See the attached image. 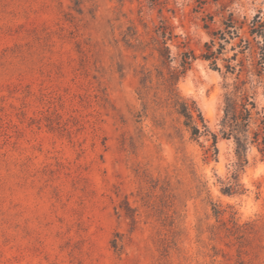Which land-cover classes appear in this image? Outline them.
Masks as SVG:
<instances>
[{
    "label": "rangeland",
    "instance_id": "374dc122",
    "mask_svg": "<svg viewBox=\"0 0 264 264\" xmlns=\"http://www.w3.org/2000/svg\"><path fill=\"white\" fill-rule=\"evenodd\" d=\"M257 11L264 0H0V264H264V154L250 146L246 191L222 194L232 139L205 160L155 59L124 36L149 40L162 19L174 57L199 54L205 23ZM232 80L198 58L177 86L217 132ZM253 84L264 107V74Z\"/></svg>",
    "mask_w": 264,
    "mask_h": 264
},
{
    "label": "trees",
    "instance_id": "16d2710c",
    "mask_svg": "<svg viewBox=\"0 0 264 264\" xmlns=\"http://www.w3.org/2000/svg\"><path fill=\"white\" fill-rule=\"evenodd\" d=\"M205 28L208 38L203 42L201 52L195 54L192 50H185L177 57L172 55L169 47V42L177 35L165 20L161 19L153 26L149 40L140 38L134 26H129V32L124 36H128L127 48L140 53L148 50V55L155 59L156 77L159 79L156 88L160 86L166 101L182 119L191 138L205 137V160L216 158L219 137L232 139L234 168L230 177L220 180L219 190L228 196H240L246 191L239 174L247 163V149L255 146L264 154V107H259L253 90V81H259L264 74V17L257 11L250 17L239 19L230 12L220 26L209 27L205 23ZM198 58L223 77L231 76L233 79L227 84L230 89L223 94L217 132L210 129L195 100L181 95L177 86L178 80ZM140 73L138 94L143 97L152 88V78L151 71L144 66ZM213 212L217 215L220 211L213 206ZM116 244L114 242L113 246Z\"/></svg>",
    "mask_w": 264,
    "mask_h": 264
}]
</instances>
